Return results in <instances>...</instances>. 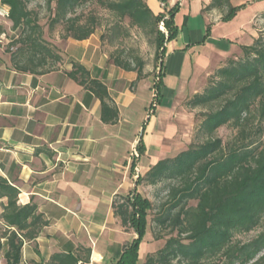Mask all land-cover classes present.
Segmentation results:
<instances>
[{"label": "crops", "instance_id": "0c3cea01", "mask_svg": "<svg viewBox=\"0 0 264 264\" xmlns=\"http://www.w3.org/2000/svg\"><path fill=\"white\" fill-rule=\"evenodd\" d=\"M145 1L156 16L170 19L174 12L177 34L166 42L157 74L142 80L109 64L94 35L49 40L61 48L63 62L45 75L20 72L11 56L0 54V176L19 189V205L36 204L49 222L25 242L20 264H46L57 253L83 256L82 248L92 251L85 264L115 261L137 238L115 217V197L143 196L137 180L188 149L194 115L187 99L200 93L216 65L253 44L255 19L264 11V1L231 0L232 7L245 6L223 21L225 9L205 10L213 0ZM9 10L0 4V37L12 43L20 30H11ZM74 63L107 86L119 110L116 124H104L100 101L69 77Z\"/></svg>", "mask_w": 264, "mask_h": 264}, {"label": "trees", "instance_id": "16d2710c", "mask_svg": "<svg viewBox=\"0 0 264 264\" xmlns=\"http://www.w3.org/2000/svg\"><path fill=\"white\" fill-rule=\"evenodd\" d=\"M37 0H0L10 8L11 30L20 35L9 47L14 69L45 75L63 62L61 51L45 37L44 27L31 4ZM85 0H45L52 18L47 25L53 34L63 27L62 39L88 40L96 33L97 18L84 20L77 14ZM100 6L120 21L149 32L155 39L157 58L162 61L166 42L176 38L177 28L170 19L152 13L145 0H98ZM232 7L231 0H213L205 10H223V21H230L243 8ZM264 17V14H263ZM164 23L166 32L159 28ZM5 33L0 25V36ZM239 59L228 60L211 76L202 94L186 103L189 109L201 108L193 143L174 158L152 166L137 185L162 187L167 193L153 216V224L169 230L164 248L147 257L145 264H264V231L255 239L240 242L236 237L249 234L264 223V32L249 46L241 48ZM113 65L145 78L144 61L138 57L112 56ZM68 75L101 103L104 124L119 121V110L109 89L79 63ZM235 132L224 142L217 136L223 128ZM139 150L144 151L142 141ZM20 191L0 176V252L6 264H20L25 242L36 240L49 225L36 204L19 205ZM192 203H195L193 205ZM115 217L125 232L137 238L124 245L111 264H138L140 245L147 235V217L155 210L147 198L134 191L113 201ZM157 239H162L157 236ZM4 240V243L2 242ZM57 253L46 264L89 263L91 250Z\"/></svg>", "mask_w": 264, "mask_h": 264}, {"label": "rangeland", "instance_id": "374dc122", "mask_svg": "<svg viewBox=\"0 0 264 264\" xmlns=\"http://www.w3.org/2000/svg\"><path fill=\"white\" fill-rule=\"evenodd\" d=\"M233 1L234 3H243L248 5L251 3L262 2L264 0H233ZM31 8L36 10L39 14V18L41 19V24L44 27L46 39L52 41H56L58 39L64 40L61 37L64 33L62 26H58L53 34H50L48 32L47 25L49 23V20L52 18V13L48 11L45 0H37L33 2V4H31ZM224 11L226 13L227 9H225ZM77 14L82 16L84 20H87V18H90L91 16L97 18L98 27L96 29L97 31L94 34V36L98 40L102 53L106 54L109 64H113L112 56L121 55L127 58L138 57L144 61V69L142 72L144 73V76L148 74L150 75L157 74L156 71L159 67V60L157 58V53H156V43L154 37L149 32H143L142 30L133 27L132 25H130L129 19H125L124 21L118 20L117 17H115L107 10L102 8L98 0H85L83 5L78 9ZM263 14L264 11H262V13L259 14L255 19L254 29L258 32V34L254 40H256L259 37L260 33L264 32ZM6 33L9 37L13 36V39L15 38V35H13L11 32L7 31ZM52 41H50V43H52ZM10 44L11 43L6 42L4 37H0V54L3 53L11 56L9 50L11 52H15L16 48L14 47L10 48L9 47ZM52 44L54 45V43ZM57 48L59 50L61 49L59 47ZM241 54L242 53L240 51L236 53L234 56L227 58L224 61H221L220 65H216L213 68V72L206 78V81L202 86L199 94H202L205 91L211 76L215 74L217 69L221 68V66H224L228 60L235 58L239 59L242 56ZM189 99H187V101ZM187 110L188 112L194 115V123H193L194 131L191 140V143H193L194 142L193 137L197 131L196 126L198 125L199 122H201V116L199 114L202 113L203 110L201 108H196L193 110L187 108ZM234 135L235 132L232 129L225 127L222 130H220L217 134V136L222 138L224 142L228 141L229 139H232ZM262 141H264V136L262 137ZM140 190H142L143 196L147 198L152 204H154V208H155V210H153V212H150L149 216L147 217V223H148L147 232H146L147 235L140 246L141 258L139 264H145L147 257L153 255L159 250H162L164 248L166 241L171 236H176V233L171 234L169 230H164V229L161 230L160 228L156 227L153 224V216L156 214L161 203L165 201L167 192L164 189H162V187L160 186L148 187L143 184L141 185ZM192 204L195 205V203ZM1 211L2 209L0 204V213ZM1 226L2 224L0 223V227ZM262 231H264V223L262 227L257 228L256 231L254 232H251L249 234L238 235L236 237V240L240 242L251 241L255 239L256 236ZM128 234H130L132 238L136 236L133 231H129ZM157 236H160L162 239H157ZM2 242L4 243V240ZM3 252L4 251L0 252V258L4 255Z\"/></svg>", "mask_w": 264, "mask_h": 264}, {"label": "built area", "instance_id": "2783aa9c", "mask_svg": "<svg viewBox=\"0 0 264 264\" xmlns=\"http://www.w3.org/2000/svg\"><path fill=\"white\" fill-rule=\"evenodd\" d=\"M159 28H160L162 31L166 32V28H164V23H163V22L160 23ZM136 154H137V152H136ZM136 154H135V155H136Z\"/></svg>", "mask_w": 264, "mask_h": 264}]
</instances>
